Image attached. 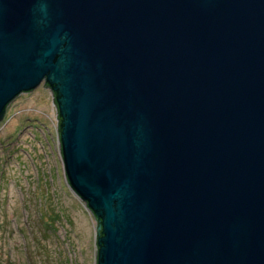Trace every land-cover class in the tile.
I'll use <instances>...</instances> for the list:
<instances>
[{"label":"water","instance_id":"water-1","mask_svg":"<svg viewBox=\"0 0 264 264\" xmlns=\"http://www.w3.org/2000/svg\"><path fill=\"white\" fill-rule=\"evenodd\" d=\"M41 83L95 264H264V0H0V122Z\"/></svg>","mask_w":264,"mask_h":264},{"label":"rangeland","instance_id":"rangeland-1","mask_svg":"<svg viewBox=\"0 0 264 264\" xmlns=\"http://www.w3.org/2000/svg\"><path fill=\"white\" fill-rule=\"evenodd\" d=\"M57 133L44 83L0 122V264H95L97 222L66 182Z\"/></svg>","mask_w":264,"mask_h":264}]
</instances>
